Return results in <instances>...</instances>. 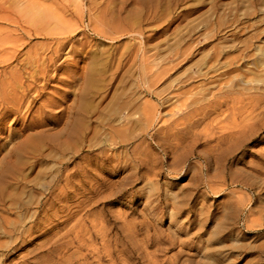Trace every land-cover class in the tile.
<instances>
[{"label":"rangeland","instance_id":"1","mask_svg":"<svg viewBox=\"0 0 264 264\" xmlns=\"http://www.w3.org/2000/svg\"><path fill=\"white\" fill-rule=\"evenodd\" d=\"M0 264H264V0H0Z\"/></svg>","mask_w":264,"mask_h":264},{"label":"bare ground","instance_id":"2","mask_svg":"<svg viewBox=\"0 0 264 264\" xmlns=\"http://www.w3.org/2000/svg\"><path fill=\"white\" fill-rule=\"evenodd\" d=\"M36 21H39V20H36ZM43 74H45V73H43ZM30 75V74H29ZM31 77H33V76H31ZM13 83V82H12ZM27 92H30V91H27ZM16 93V92H15ZM23 94H25V93H23ZM13 95V94H12ZM18 95V94H17ZM28 96H29V94H27ZM11 96V95H10ZM9 96V97H10ZM24 96V95H23ZM14 97H12V99H13ZM20 98H22V97H19V99ZM11 99V100H12ZM19 99H17V100H19ZM9 100V99H8ZM23 100V99H22ZM21 100V101H22ZM33 101V100H32ZM31 101V102H32ZM11 102V101H10ZM7 103V102H6ZM21 103V102H20ZM20 103L18 104L19 106H20ZM8 104V103H7ZM15 104V103H14ZM2 105V104H1ZM5 105V104H4ZM9 105H10V103H9ZM18 106V107H19ZM8 107H11V106H8ZM22 107V106H21ZM20 108V107H19ZM19 108H8L9 110L7 111L8 112V114H13V116H15V119H16V121H18L19 120V118H20V111H19ZM29 108H31L30 106H29ZM27 111V110H26ZM77 115V114H76ZM53 122H55V121H53ZM16 123V122H15ZM56 124V123H55ZM31 125V124H30ZM29 129H31V130H33V129H35V128H37V127H32V128H30V127H28ZM63 130V129H62ZM63 133V132H62ZM46 136V135H45Z\"/></svg>","mask_w":264,"mask_h":264}]
</instances>
